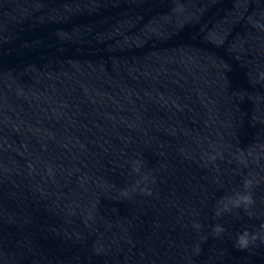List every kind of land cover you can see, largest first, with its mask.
I'll return each mask as SVG.
<instances>
[{
  "label": "water",
  "instance_id": "1",
  "mask_svg": "<svg viewBox=\"0 0 264 264\" xmlns=\"http://www.w3.org/2000/svg\"><path fill=\"white\" fill-rule=\"evenodd\" d=\"M260 71L264 0H0V264H264Z\"/></svg>",
  "mask_w": 264,
  "mask_h": 264
},
{
  "label": "clouds",
  "instance_id": "2",
  "mask_svg": "<svg viewBox=\"0 0 264 264\" xmlns=\"http://www.w3.org/2000/svg\"><path fill=\"white\" fill-rule=\"evenodd\" d=\"M181 10L182 8L179 6L176 9V11ZM257 82L264 84V71L257 73ZM217 158L218 157L216 155H210L207 162L215 164ZM142 164V159L136 160L132 164L131 173L134 174L135 179L130 186L121 189V198L131 199L132 196L137 193V191L146 196L152 195V191L147 185L150 181L154 183V178L150 177L148 172L143 169ZM240 164L245 167L247 166V163L244 160H241ZM256 183L258 182L254 181L250 177L245 176L239 189L233 190L231 192H223L220 198L216 201V205L213 210L214 217L219 219L226 215L235 214L237 218H240L239 214L240 212H243L244 215H247L249 218H253L254 213L252 208L256 203L253 188L255 187ZM222 187L223 185H221V188ZM257 219L260 221L257 226V231H251L248 228H245L235 236L233 246L238 251H246L250 247L264 245V217H258ZM192 228L197 231H201L203 225L194 220L192 222ZM226 231V227L222 223L217 222L212 225L210 235L213 238L219 239ZM207 239L208 237L204 236L202 238V242H206ZM200 251L201 247L199 244H197L194 247V253L198 255Z\"/></svg>",
  "mask_w": 264,
  "mask_h": 264
}]
</instances>
